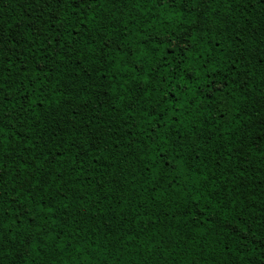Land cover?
I'll return each mask as SVG.
<instances>
[{"label": "snow or ice", "instance_id": "6c2138e0", "mask_svg": "<svg viewBox=\"0 0 264 264\" xmlns=\"http://www.w3.org/2000/svg\"><path fill=\"white\" fill-rule=\"evenodd\" d=\"M20 3L22 15L19 19L13 22L11 17L0 15V264H34L32 253L40 255L36 249L41 248H50L53 252L59 249L60 253L72 248L85 260L89 258L91 252L72 244L78 232L63 242L58 243V239L65 235V230L74 232L70 226V221L76 219L73 203L79 202L76 211L92 207L84 200L85 195L88 200L92 199L86 188L105 193L104 199H108V192L114 190L109 188L106 192L103 181L97 184L91 180L81 181V177L93 175L91 170L97 165L105 172L109 168L115 170L118 169L117 160L126 161L129 156L140 163V187L149 192L147 200L140 198L141 205L157 200L163 205L161 197L165 192L171 199L182 191L176 166H187L191 171L183 149L187 148L199 158L194 148L200 147L203 151L207 146L197 145L196 139L192 140V145L184 143L190 137L180 129L187 127L191 132L197 124L189 119L192 112L200 115L192 135L218 145L212 153L216 167H226L232 159L231 155L223 159L224 150L231 154L235 147L241 150L237 155L243 154L245 148L250 151L256 147L264 151V118L259 139L245 144L225 146L221 143L232 140L230 134L236 131L235 128H224L228 136L221 133L218 124L208 128L207 137L200 131L218 116L224 119L219 107L213 109L218 103L214 98L216 95L227 91L230 97L238 91L248 97L255 91L253 85L258 78L260 95L264 97V0H20ZM121 8L137 12L146 8L147 12H142L141 17L151 13L152 21L160 20L167 11L171 15L160 22L170 29L172 21L180 14L188 19V27H181L179 32L175 29L168 32L143 29L138 39H132L127 23L122 29L113 23L123 17V11L120 17L114 15V10ZM184 23L181 19L180 25ZM34 49L39 52V58ZM25 50L30 57L24 55ZM64 68L69 71L58 75V70ZM222 73L233 74L221 77ZM217 77H221L219 84L215 82ZM229 84L233 85L231 89ZM77 88L87 96L79 110L62 103L70 100ZM90 88L93 91L99 89L97 107L103 112L95 115L97 108H92L85 118L84 109L92 100ZM56 95L60 100L53 99ZM201 96L205 99L201 100ZM226 98L220 97L221 100ZM77 101L79 103L78 96ZM66 107L72 109L71 116L60 115ZM202 109H213L214 114L205 115ZM113 114L120 121V127L127 128L124 135L132 138L125 140L121 136L113 142L118 155H104L113 144L102 147L105 144L103 138H98V131L93 132V128L100 129L101 125L92 121ZM134 114L142 118L144 127L134 121L125 125V119L133 120ZM224 123L230 122L224 119ZM247 136L251 137V130ZM176 137L183 139L177 142ZM170 148L174 154L170 155ZM201 164L208 167L203 160ZM119 171L123 172V169ZM172 172L176 175H171ZM239 174L244 175L242 171ZM199 175L204 182L215 183L209 181L203 171ZM215 175L213 172L212 176ZM112 182L123 184L120 176H113ZM204 187L207 189V183ZM207 190L210 195H219L216 188ZM120 191L124 189L121 187ZM207 202L211 204L210 199ZM205 211L211 217L216 216L211 208L199 207L201 216ZM183 214L193 215L191 209ZM143 218L152 219L147 208ZM193 219L200 223L199 217ZM133 222L138 221L134 219ZM205 222L215 228L219 220L207 219ZM241 231L245 235L240 242L245 248L249 244L248 237L264 241V233L257 235L249 226H244ZM143 232V228L137 229V233ZM155 235L156 232H152L148 239ZM176 235L179 236V231ZM128 236L129 242L140 239L136 233L129 232ZM115 239L117 243L121 242L120 236ZM181 240L185 245L183 251L188 252L191 243L203 255V245L196 235L186 234ZM141 243L145 241L141 240ZM168 243V240L163 243L153 241V247L163 252ZM135 251L138 253L139 248ZM148 251L151 252V248ZM224 251L225 259L264 264V244L258 254L255 250L246 254L231 246ZM73 264H81V261L76 259Z\"/></svg>", "mask_w": 264, "mask_h": 264}, {"label": "trees", "instance_id": "16d2710c", "mask_svg": "<svg viewBox=\"0 0 264 264\" xmlns=\"http://www.w3.org/2000/svg\"><path fill=\"white\" fill-rule=\"evenodd\" d=\"M0 9L3 10L0 15L5 18L11 17L13 22L22 15L20 0H0ZM121 11L124 13L123 17L119 22L113 21V23H116L117 27L121 29L127 23L132 33V39H138L139 33L143 29H147L149 32L154 29L161 32L175 29L179 32L181 27H188V19L180 14L176 15L170 29L166 24L162 25L160 22L171 15L167 11L161 15L160 20L155 21L151 20V13L141 17L142 12H147L146 8L141 9L140 12L121 8L114 10V15L120 17ZM109 15L111 16L112 13H109ZM133 17L137 19H133ZM26 19L27 16L25 15ZM181 19L185 20L183 26L180 25ZM150 23L151 27H149ZM109 34L111 35L112 33L109 32ZM29 40H31V37H29ZM34 51L39 58V52L35 49ZM24 55L31 56L26 50ZM68 71L69 69L67 68L60 69L57 74H66ZM225 74L231 76L233 73H222L221 77ZM221 77L216 78V84L220 83ZM259 83L260 81L257 78L253 85L255 91L250 93L248 97L241 95L238 91L233 92L230 97L227 91L216 95L214 98L218 103L213 105V109L219 107L221 115L230 123L225 124L224 119L218 116L216 121L210 122L208 127L200 130L204 133V136H208V128L212 124H218L221 133L225 136L229 135V133L224 132L225 127L236 129L235 132L230 134L232 136L231 141H221L225 146H231L233 143L245 144L252 139H259L261 120L264 118V97L260 95ZM228 87L231 89L233 85L229 84ZM89 91L92 94V100L89 101V107L84 109L85 118L91 113L92 108H97L95 115L103 112L102 108L97 107L100 103L97 99L99 89L93 91L90 88ZM77 96L79 97V103ZM221 96L227 98L221 100ZM53 99L60 100V96L56 95ZM84 99H87L86 94L77 88L73 90L72 98L68 101H62V103L72 105L76 110H79L83 106ZM200 99L203 100L205 97L201 96ZM238 103L240 104L239 108L236 107ZM213 109H202L201 111L205 115H209L214 114ZM245 112L247 114L243 115ZM60 115L71 116L72 109L66 107L61 110ZM121 115L123 116V113ZM76 119L79 120L80 118L77 117ZM189 119L197 122V124L192 127L191 132H189L187 127L180 129L181 132L187 133L190 137L184 140V143L192 145V140L196 139L197 145L206 144L207 146L203 148V151H201L200 147L194 148L193 151L199 154V158H195L193 152L188 151L187 148L183 149L184 159L187 163H190L191 171L188 170L187 166L184 168L179 165L176 166L177 171L180 172L178 182L182 187V191L174 194L171 199L168 198V193L165 192L163 197H161L164 201L163 205H160L158 200L152 204L141 205L139 203L140 198L147 200L149 192H144L143 188L140 187L142 183V173L139 172L140 167H142L140 163L129 156L126 161L117 160L118 169L115 170L109 168L105 172V169L97 165L96 169L91 170L93 175L81 177V181L91 180L93 184L103 181L106 192L109 188L114 190L108 192V199H104L105 193L86 188V192L92 194V199L88 200V196L85 195L84 200L92 207L88 209L80 208L79 211H76L79 208V202L73 203L72 210L76 219L70 221V226L74 232L68 233L65 230V235L58 239V243L63 242L70 235L78 232L79 234L72 240V244L77 248H86L92 254L85 260L83 255H78L72 248H68L64 253H60L59 249L53 252L50 248H41L36 249V252L41 253L40 255L37 256L35 252L32 253L35 256L34 264H65V261H67V264H73L76 259H79L81 264H90V261H95V264H188L189 261L192 264H209V261L212 264H245L244 261L236 260L235 258L225 259L224 250L226 247L231 246L233 249H238L246 254L255 250L258 254L264 241H256L252 237H248L249 244L245 248L240 242V238L245 235L241 231L244 226L251 227L257 235L264 233V151L258 150L256 147H253L250 151L245 148L243 154L237 155L241 150L235 147H233L231 154L224 150L223 159H228L229 155H231L232 159L226 167L218 168L213 163L214 157L212 154L218 145H213L208 143L206 139L202 140L192 135L196 132V126L200 121L199 113L192 112ZM133 121L139 127H144L142 118L136 114L133 115V120L125 119L124 123L127 125L133 123ZM92 122L101 125L100 129L93 128V132L98 131V138H103L105 144L102 147L106 146V144H113V148L105 152L104 155L115 153L116 145L113 142L121 136H124L125 140L132 138L124 135L127 128L120 127V121L115 119V114L113 116L104 115L99 120L94 118ZM87 126L84 125V127ZM139 127L136 131L139 130ZM112 128H115L116 131H111ZM249 130H251V137L247 136ZM237 136L240 137L239 140L235 139ZM181 139L183 138L176 137L177 142ZM124 152L127 155V149ZM136 152L137 149L134 145L133 155ZM97 154L94 153V155ZM115 154L118 155V153ZM171 154H174V152L170 148ZM201 160L207 163V168H204ZM101 163H104V161H101ZM164 167L167 168V164ZM120 168L123 169V172L119 171ZM201 171L209 176V181L214 180L215 183L204 182L199 175ZM241 171L244 173L243 176L239 174ZM213 172L216 174L214 177L212 176ZM171 175L174 176L176 173L172 172ZM113 176H120L123 184H114L112 182ZM134 176L136 179H133ZM168 179H171V176ZM205 183H207V189H218L219 195H210L209 191L204 187ZM198 185L199 190L197 191ZM121 187L124 191H120ZM98 196L100 199H97ZM208 199L211 200V204L207 202ZM97 205L99 206L98 208ZM198 206L206 209L211 208V211L215 212L216 216L211 217L208 211H205L201 216ZM146 208L152 217L151 221L143 218ZM189 209L192 210L193 215H184L183 213ZM120 216L124 218L121 219ZM167 217H175V219H168ZM193 217H199L200 223H195ZM134 219L138 222H133ZM207 219H217L219 223L215 228H210L205 222ZM177 220L179 223H177ZM153 224L155 227H152ZM138 228H143L144 232L142 234L137 233ZM177 231H179V236L176 235ZM129 232L136 233L140 236V239L129 242ZM152 232H156V235L149 240L148 238ZM186 234L197 236L200 244L203 245V255H201L200 249L191 243L189 244L190 250L188 252L183 251L185 245L181 237ZM201 234H203L202 237ZM116 236L121 237L120 243H117ZM45 239L47 240V238ZM141 240H144L145 243H141ZM164 240L169 241L165 250L163 252L157 251L153 247V241L163 243ZM136 248H139L138 253L135 251ZM149 248H151V252L148 251ZM173 248H175V252H173ZM94 249L95 251H93ZM105 257L107 258L105 259ZM246 259L247 255L245 256ZM253 260H255L254 256ZM255 264H260V262L256 261Z\"/></svg>", "mask_w": 264, "mask_h": 264}]
</instances>
